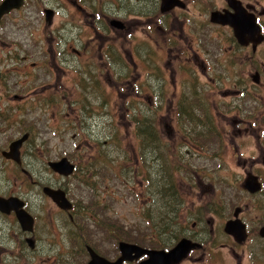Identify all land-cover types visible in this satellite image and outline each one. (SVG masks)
Instances as JSON below:
<instances>
[{"label": "flooded vegetation", "instance_id": "1", "mask_svg": "<svg viewBox=\"0 0 264 264\" xmlns=\"http://www.w3.org/2000/svg\"><path fill=\"white\" fill-rule=\"evenodd\" d=\"M5 1L7 0H0V5ZM21 1L19 8L11 9L0 18V23L14 18L12 16H15V19L22 17L23 13L29 16L27 18L32 24L33 19H38L37 16L39 17L41 13L42 18L45 17L47 28L54 24L52 18L57 15L55 11L48 19L46 9H42L41 12L31 0ZM66 2L67 10L71 9V5L75 13L71 16L70 10L64 22L57 24L44 41L38 39L34 44H30L31 46L17 45L18 42H2L0 46L6 51L4 56L1 55L6 62L2 63L3 67L0 69V140L9 129H14L12 132L15 134L19 133L18 137L6 146H2L0 141V167L12 164L13 173L5 176L13 175L12 184L22 187L20 191L7 189V193H0V199H13L16 205L18 202L22 203L23 207L19 210L26 211L34 220L33 231L27 232L23 230L18 220L15 205L9 213L0 211V252L7 250L8 242L15 244L16 253L20 252L22 250L20 244L28 245L29 239L35 245L31 250H36L40 214L35 204L37 193L33 191L30 193L27 188L26 181L28 178L31 181L32 175L24 168V162L25 148L32 146L34 138L38 135L32 124L25 123L30 119L29 114L34 113L35 116L36 112L40 117L50 116L48 112H53L56 102L70 97V89L62 79L68 74L71 52L78 57H84L89 61L87 64H94L99 72L103 68H119V64L122 68L126 66L129 69L128 64L139 62L134 59L135 54H144L142 63L150 67L156 61L154 55H151V51L156 52L151 50L154 44L163 52L168 39L177 52L193 54L192 60L179 64L181 69L188 63L205 71L212 69L211 52L222 53V59L229 67L231 63H235L239 68H243L245 63L256 65L255 74L258 75L256 78L251 76L249 83L245 77L238 76L236 83L241 97L249 93L248 95L255 100L254 125L257 129L254 135L251 130L249 138H255V144L251 148L246 146L249 152H242L246 141L243 139L244 132L248 128L245 120L246 109L240 108L241 104L234 106L239 108L232 110L233 118L228 114L230 105L225 104L228 110L221 123L217 124V115L222 110L211 93L198 92L194 95V92L182 94L180 91L178 95L173 94L171 108L173 107L175 111L173 119L176 120L175 129L180 136L181 145L177 143L179 140H173L176 134L167 139L175 144L181 153L182 145H186L187 149L181 154V159L183 165L190 171L189 179L193 180V191L199 195L202 192L201 199L203 197L208 199V202L202 201L192 210L191 217L199 216L201 213L197 212L200 211L211 212L212 216L204 226H198V223L203 222H191L185 216H180V209L185 205L186 197L190 196L182 194L183 200L177 206L180 214L176 212V218L180 222L176 225L173 223L169 234L162 232L165 236H171L174 242L160 247L161 249L140 243L133 244L149 251L170 252L182 240L191 242L194 247L177 264H264V0H174L171 3L166 0H66ZM214 14L235 21L236 24L237 22L240 24L242 18L252 21L260 28L261 43L254 44L252 39H247L245 42L248 43L241 45L236 39L234 27L213 22ZM15 25H18L17 22ZM77 29L78 35L75 34ZM185 46L188 48L183 51ZM30 49L35 52L33 55L35 60L27 54L20 55L22 52H29ZM123 53L127 54L126 63L119 56ZM201 53L204 54L203 58L200 56ZM229 57L232 60H228ZM10 75L15 76L12 78ZM11 83L16 84V87L19 85L18 90L22 93L11 92ZM30 85L37 86L30 88ZM166 98L165 92H160L156 96L155 104L152 102V107L160 112L163 108L161 104H165ZM6 101H13L18 109L7 107ZM35 104H40V108ZM34 106L37 109H34ZM191 109L196 116V120L191 122L198 130L193 131L203 134L193 142L182 137L184 130H187L186 121ZM237 113L240 118L236 116ZM37 122L38 119L34 120V123ZM252 127L253 125L249 124V128ZM219 136L226 141L218 140ZM20 140L22 142L15 148L14 159L11 155V145ZM230 150L233 151L232 156ZM32 156L33 152L30 157ZM231 159L237 168L227 171L226 164ZM30 164H33V161L26 165ZM14 168L20 171L16 174ZM2 178L3 175L0 173V180ZM213 179L227 185V188L221 189L222 185H215ZM2 186L0 183V187ZM45 187L51 186L48 183L43 185L41 187L43 194ZM231 189L235 191L236 196L227 203L230 207L225 210L226 204L221 199H226ZM241 195L247 200L237 204L236 199ZM44 196L47 201L51 200L45 194ZM75 210L76 207L70 212L62 210L60 212L67 213L71 222H74L72 212ZM79 213L82 215L83 212L79 210ZM231 224H235L234 233L227 231ZM13 229H17V232ZM240 233L241 236L244 235L242 236L244 239L239 237ZM15 240L19 242L15 243ZM89 249L87 245L84 250L88 257L85 264H89L93 259ZM92 250L94 254L102 257L95 248ZM136 254L132 256L135 257ZM104 258L110 263H115L119 259ZM149 259L148 254H143L123 264H142Z\"/></svg>", "mask_w": 264, "mask_h": 264}, {"label": "rangeland", "instance_id": "2", "mask_svg": "<svg viewBox=\"0 0 264 264\" xmlns=\"http://www.w3.org/2000/svg\"><path fill=\"white\" fill-rule=\"evenodd\" d=\"M31 2L37 5L36 7L41 12L42 9L52 13L55 11L57 15L52 18L54 24L47 28V22L45 23V17L43 19L41 13L39 17L37 16L38 19H33L32 24L27 18L29 16L23 13H21L22 17H16V19L15 16H12L14 18L7 19L3 24L0 23V46L2 42H18L17 45L29 44L31 46L30 44H34L38 39L44 41L50 31L57 27V24L64 22L70 10L71 16L75 13L71 5V9L67 10L66 0H31ZM12 24L14 25L12 26ZM75 34H79L78 29ZM187 48L185 46L183 51ZM151 50H156L155 53L151 51V55H154L156 61L150 67L142 63L141 59L144 54H135L133 57L139 62L133 65L128 64L129 69L126 66L122 68L119 64V68H103L100 72L94 64H87L89 61H86L84 57H78L71 52L70 68L69 71L67 70L68 74L63 75L62 79L70 89V97L54 104L53 112H48L51 117H40L38 112L35 116L34 113H28L30 119L25 123V125L32 124L36 135H38L34 138L36 143L34 141L32 146H28V149L25 148L26 160L24 162V168L32 175L31 181L29 178L26 181L27 188L30 193L32 191L37 193L35 204L40 214L36 250L32 251L27 245L19 243L22 250L16 253L15 244L8 242L7 250H4L3 254L0 252V264H85L88 261L87 254L84 252L87 245L89 248H95L103 257L116 259L120 256L118 250L120 241L140 243L156 248L168 246L169 243L174 242L171 236L162 234L164 231L159 228L149 230V226L144 224V216L153 209L150 204L154 200L156 205L158 197L151 194V184L144 180L146 174L143 175V173L144 171L149 173L151 170L150 178L155 179L157 166L156 164L151 166L148 163L146 169L140 170L142 176L133 173L135 154L139 155V150L132 131V113L155 120V125L161 136L164 139H171L172 135L178 134L175 129L176 120L173 119L175 111L173 107L171 108L174 100L173 94L178 95L180 91L182 94H190L197 88L198 92L211 93L214 101L221 108L222 112L217 115V124L221 123L228 110L225 104L230 105L228 114L231 118H233L232 110L239 108H234V106L241 104L240 108L246 109L245 120L248 128L244 132L243 139L246 141L242 152H249L246 146L251 148L255 144V138L249 139L251 130L254 135L257 129L254 125L255 100L254 97L248 95L249 93L241 97L236 83L238 76L245 77L250 83V77L255 75L256 65L245 63L243 68H239L235 63H231L229 67L228 63L226 65L222 59V53L211 52L212 69L205 71L189 63L184 64V68L181 69L179 64L192 60L193 54L177 52L170 45L168 39L163 52L155 44ZM5 52L0 48V69L3 67L2 63L6 62L4 57H1ZM34 53L30 49L29 52H22L20 55L27 54L32 60H35ZM204 54L207 53L204 52ZM204 54H200L201 58L204 57ZM119 56L126 63L127 54L123 53ZM242 58H244L243 55ZM228 60L232 59L229 57ZM7 68H9L8 63ZM52 75L55 76L54 73ZM14 76L10 75L12 78ZM22 80L24 81L23 78ZM15 85L14 83L10 84L11 92L21 94L22 92L18 90L20 86L16 87ZM36 86L30 85V88ZM162 91L165 92L167 98L165 104H161L162 110L155 113L152 110L155 109L152 107V102L155 104L156 96ZM80 95L82 101H80ZM201 96L202 94L199 97ZM74 100L78 102H74ZM6 106L18 109L17 104L13 101H6ZM36 106L40 108L41 105ZM36 106L34 109H37ZM238 117L240 118V116ZM36 119L38 122L34 123ZM249 124H252L253 127L249 128ZM13 130L5 131V134L1 136L2 146L8 145L10 141L18 137L19 133L15 134L12 132ZM217 138L225 140L220 136ZM177 143L181 145V140ZM186 149V145H182V152H185ZM32 152L33 156L30 157ZM101 152L105 154V157L100 155ZM232 154L233 151L230 150V156ZM62 158H68L77 167H80L79 173L85 177L89 184L87 185L85 180L83 181L77 174L66 178L54 173L48 165L49 162H59ZM31 161L33 164L26 165ZM12 166V164H7L4 168L0 167V173L3 175L0 180L3 185L0 187V193H7V189L22 190L21 186L12 184L13 175L5 176L13 173ZM109 167L113 168L112 171ZM236 168V163L232 159L228 160L225 170L233 171ZM90 170L91 172L88 173ZM19 171L20 169L14 168V173L17 174ZM213 181L215 185H222L221 189L227 188V185L216 179ZM47 183L53 188H61L67 192L68 198L76 207V210L72 212L74 222H71L67 213L60 212L56 203L44 198L41 187ZM206 183L208 182L206 181ZM177 185L184 195L190 194L189 197H186L185 205L180 209V216H185L191 222H203L198 223V226H204L206 221L211 218L212 213L200 211L197 212L201 213L199 216L192 218L191 212L202 201L208 202L207 197L201 199L202 192L199 195L193 191L192 181L178 180ZM235 196V191L231 189L230 195L226 196V199H221L226 204L225 210L230 207L227 203H230V200ZM246 200L245 196L241 195L236 199V203L242 204ZM94 204H99V209L95 210ZM81 208L84 210L82 215L79 213ZM178 213L180 214L179 211ZM93 220H96L97 224ZM7 230L9 232V227ZM13 231L17 232V229H13ZM141 235L143 236L141 237ZM18 242L15 240V243ZM2 247L4 248V245Z\"/></svg>", "mask_w": 264, "mask_h": 264}, {"label": "trees", "instance_id": "3", "mask_svg": "<svg viewBox=\"0 0 264 264\" xmlns=\"http://www.w3.org/2000/svg\"><path fill=\"white\" fill-rule=\"evenodd\" d=\"M97 86H99V84H97ZM197 93L198 91L195 90L194 95ZM79 98L80 101H82V96ZM74 102H76V100H74ZM152 110L158 113L156 109ZM131 116H133L132 131L136 139V146L139 150V155L135 154L136 161L134 162L135 170L133 173H138V176H142L140 170L146 169V164L150 163L151 166L156 164L157 166L155 179L150 178L152 174L151 170L149 173L145 171L143 173V175L146 174V177H143L144 180L148 181V184H151V194L158 197L156 205L154 200L150 204L153 209L144 216V224L150 226L149 230L152 228H159V230L169 234L173 223L176 225L177 222H180L179 219L176 218V212H178L177 206H179V203L183 200V193L177 185V181L182 180L183 182H188L193 180L189 179L190 171L186 169L187 166L183 165L181 159V154L183 152L181 153L180 149L178 150V147L172 144L169 139H164L161 136L159 129L155 125V120L147 119L146 116L136 113H134V115L132 113ZM193 120H196V116L191 109L186 121L187 126L185 127L190 132L184 130V135L182 137L184 139L188 138L192 142L198 140L199 136H203L202 132H195L198 130L193 127L191 122ZM173 140H181L179 134H176ZM100 155L105 157V154H102V152ZM109 169L112 171L113 168L109 167ZM80 171L81 168L76 166L74 175L77 174L84 181L85 177L79 173ZM90 172L91 170L88 171V173ZM85 183H87V185L89 184L87 180H85ZM161 204L164 205L160 206ZM93 208L95 210L96 208L99 209V204H94ZM102 210L104 211V209ZM83 211V208H81L80 212ZM104 229H106V227H104ZM142 236L143 235H141V237Z\"/></svg>", "mask_w": 264, "mask_h": 264}, {"label": "water", "instance_id": "4", "mask_svg": "<svg viewBox=\"0 0 264 264\" xmlns=\"http://www.w3.org/2000/svg\"><path fill=\"white\" fill-rule=\"evenodd\" d=\"M168 3H171L174 0H166ZM22 4L21 0H7L2 5H0V18L8 13L11 9L19 8ZM52 12L48 11V19L51 17ZM213 22L215 23H221V24H230L235 29V36L236 39L239 41L241 45H246L248 42L247 39H252L253 43L259 44L261 43L262 36L260 35V28L259 26L256 27V25L246 19L242 18L239 22L234 23L230 19H224L218 15H213ZM236 24V25H235ZM258 75H254L253 78H256ZM22 140L14 142L11 145V155L12 158L15 159V152L17 146L21 144ZM11 157V156H10ZM49 167L56 173L64 176L69 177L74 172V165L70 163V161L66 158L62 159L59 162H50ZM44 193L49 196L54 203H56L61 209L63 210H70L72 208L71 203L67 200L66 194L62 190H55L52 188H45ZM18 202V201H17ZM17 212L18 220L20 221V224L24 231L32 232L33 226H34V220L33 218L24 210H19L23 207V204L18 202V204H15V201L13 199L5 200L0 199V211L4 213H9V211L14 207ZM234 225L231 224L230 227L227 229L228 232L234 233ZM242 236H244L242 234ZM241 236V233L239 234V237L241 239H244ZM28 244L30 248H34V243L31 239L28 240ZM194 247V245L187 241L182 240L173 250L170 252H163V251H149L145 250L141 247H138L136 245L128 244L125 242H121L119 244V250L121 252V257L116 261L115 263H110L106 259L96 255L93 253V250L90 248V254L92 256V261L89 264H123L125 261H132L135 258L140 257L143 254H148L150 256V259L142 264H177L179 263L183 258L186 257L189 250H191ZM134 253H137L135 257L132 255Z\"/></svg>", "mask_w": 264, "mask_h": 264}]
</instances>
